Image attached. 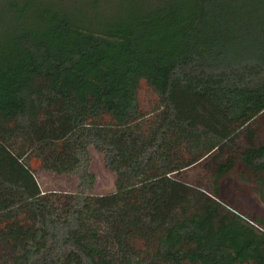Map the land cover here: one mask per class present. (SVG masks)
<instances>
[{
    "label": "trees",
    "instance_id": "obj_1",
    "mask_svg": "<svg viewBox=\"0 0 264 264\" xmlns=\"http://www.w3.org/2000/svg\"><path fill=\"white\" fill-rule=\"evenodd\" d=\"M136 251L264 264V0H0V264Z\"/></svg>",
    "mask_w": 264,
    "mask_h": 264
},
{
    "label": "rangeland",
    "instance_id": "obj_2",
    "mask_svg": "<svg viewBox=\"0 0 264 264\" xmlns=\"http://www.w3.org/2000/svg\"><path fill=\"white\" fill-rule=\"evenodd\" d=\"M144 101L150 102V94L146 93ZM90 171L95 176V182L92 190L93 195H102L114 190L115 175L109 172L103 162L102 155L94 148H90ZM201 175L197 167L187 169L183 172V178L189 184H194ZM36 180L40 189L46 193H72L75 190L77 179L75 177L57 176L43 170L35 173ZM126 264V263H125ZM127 264H148L144 252L136 251V255Z\"/></svg>",
    "mask_w": 264,
    "mask_h": 264
}]
</instances>
